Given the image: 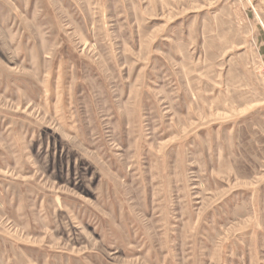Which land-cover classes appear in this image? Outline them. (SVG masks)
Listing matches in <instances>:
<instances>
[{
    "label": "rangeland",
    "instance_id": "rangeland-1",
    "mask_svg": "<svg viewBox=\"0 0 264 264\" xmlns=\"http://www.w3.org/2000/svg\"><path fill=\"white\" fill-rule=\"evenodd\" d=\"M0 264H264L260 0H0Z\"/></svg>",
    "mask_w": 264,
    "mask_h": 264
},
{
    "label": "water",
    "instance_id": "water-1",
    "mask_svg": "<svg viewBox=\"0 0 264 264\" xmlns=\"http://www.w3.org/2000/svg\"><path fill=\"white\" fill-rule=\"evenodd\" d=\"M261 4L264 6V0H260Z\"/></svg>",
    "mask_w": 264,
    "mask_h": 264
},
{
    "label": "bare ground",
    "instance_id": "bare-ground-1",
    "mask_svg": "<svg viewBox=\"0 0 264 264\" xmlns=\"http://www.w3.org/2000/svg\"><path fill=\"white\" fill-rule=\"evenodd\" d=\"M258 18H259V16H257ZM259 20H260V22L262 23V20L259 18ZM262 25H263V23H262Z\"/></svg>",
    "mask_w": 264,
    "mask_h": 264
}]
</instances>
